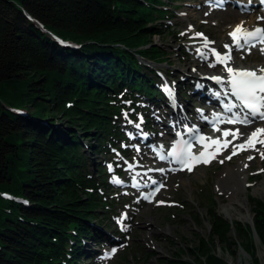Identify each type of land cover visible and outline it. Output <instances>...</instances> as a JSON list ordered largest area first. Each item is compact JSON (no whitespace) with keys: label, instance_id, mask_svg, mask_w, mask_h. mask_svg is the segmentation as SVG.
<instances>
[{"label":"trees","instance_id":"obj_1","mask_svg":"<svg viewBox=\"0 0 264 264\" xmlns=\"http://www.w3.org/2000/svg\"><path fill=\"white\" fill-rule=\"evenodd\" d=\"M162 5L0 0V264H80V240L107 208L99 191L109 188L104 166L95 176L87 170L82 142L109 153L107 144L125 139L121 112L135 116L137 95L151 96L146 73L154 72L138 57L165 62L152 42L169 33L157 24L167 18ZM60 122L63 128L54 125ZM248 202L252 226L229 223L209 202L205 240L189 259L177 254L162 263L224 264L218 243L258 264L253 233L264 248V201Z\"/></svg>","mask_w":264,"mask_h":264},{"label":"rangeland","instance_id":"obj_2","mask_svg":"<svg viewBox=\"0 0 264 264\" xmlns=\"http://www.w3.org/2000/svg\"><path fill=\"white\" fill-rule=\"evenodd\" d=\"M162 1V7L168 11L166 13L167 18L157 20V24H163L160 28L168 30L169 33L161 37L154 36L152 42L163 51L166 59H164L165 62L159 64L143 60V64H146L155 73L149 78L153 80L156 86L159 81L168 82L171 86L174 85L175 97H177L180 106L187 107V114L184 115L189 118V114L203 113L204 103L192 94L193 80L192 78L187 79L185 75L190 76V73L195 75L194 71H196V74L201 73L203 75L204 72L208 71L205 60L197 55L196 43L198 41L204 42V38L209 42H215L216 38H219L217 36H221L222 32L218 33L220 28L218 20L216 17L210 18L205 7L204 18H200L195 22L191 21L196 16L197 10L204 9L203 4H201L202 0ZM244 1L247 0H237V3L241 5ZM242 13L251 15L258 13V10L255 8L254 11H243ZM226 28L227 25L223 24L222 29L225 31ZM197 33L202 34V37H197ZM246 53L237 52L234 56L235 64L243 68H252L263 64V59L256 53H253V55ZM254 58H256V61ZM146 74L149 75L150 73L147 72ZM142 101L146 100L138 97L135 102V105L139 108L135 111L136 116L133 119H131L130 114H128L130 120L126 122L124 120H126L127 114H122L123 116L118 119L123 136L124 134L127 135L129 126L136 127L137 125L152 130L153 135L156 137L159 133H162L159 123H156L157 117L155 116V112L162 113L161 108L158 109L148 101L144 103ZM155 109H158V111H155ZM57 124L54 123L58 128H63L64 124L61 122L60 125ZM258 128H264V124H259ZM261 139H264V136ZM87 143V140L82 142L83 150L81 152L84 154L87 170L92 172L94 176L98 166H104L108 163L112 168L117 167V171H122V168L130 164L133 166L136 164L138 169L141 168L138 164L139 159H137L142 156L141 151L126 146L127 158H123L115 149L113 151L111 149L107 154H99L98 151L89 149ZM118 144L123 145V142L120 141ZM130 151L136 152L135 155H132L134 157L129 156ZM262 153H264V144L261 143L255 149H252V152H243L238 156H232L230 149L216 158L210 165L198 166L191 174H169L165 189L161 191L153 203H144L136 195L128 196L127 184L129 179L124 176L120 177L122 186L120 188L115 187L111 182L112 173L109 171L105 179H107V184L110 183L111 185L103 193L109 195V197L105 198L106 196L101 195L106 199L108 206L105 209L98 210L97 218L89 223V228L95 235H99L95 240L100 239L96 242L100 243V246L97 247L102 253L110 249L109 246H105L108 240L118 246L115 248L117 253L112 259L103 260L102 254L97 258L93 251L96 243H93L91 239H82V242H86L82 243V246L90 254L87 253L84 255L85 257H82L81 264H163L164 259L177 254L184 259H189L190 254L194 252L195 246L199 243V238L204 239L209 234L210 225L207 217V206L212 201L215 202L216 213L229 223L238 222L242 225L251 223L252 214L248 197L264 201V197L261 198L260 194L254 193V190L259 188L264 181V158L261 156ZM229 156H231V159L227 158ZM249 157L253 158L249 159ZM147 158L151 157L148 156ZM142 162L152 165L151 162H154V160H140V163ZM237 164L241 165L240 171L247 177V192L245 195L239 194L240 199L245 196L247 200L251 217L250 221L247 222H241L237 219L231 221L218 212L221 206L228 204L231 197L229 193L222 189L225 185L223 181L224 170ZM156 168L162 169L164 167ZM99 192L102 193V191ZM233 207L244 213V203L241 207L238 205H233ZM149 221L157 229L164 230L163 233L148 231L146 222ZM230 234L232 237L236 236L233 229H231ZM256 239L258 264H264V255L259 254V252H264V248L260 246L258 239ZM101 245L105 247L102 248ZM232 251V248H230V251H226L224 248L221 249L216 243V255L224 261V264H253L250 257L241 248L237 252L234 250L235 255H231Z\"/></svg>","mask_w":264,"mask_h":264},{"label":"snow or ice","instance_id":"obj_3","mask_svg":"<svg viewBox=\"0 0 264 264\" xmlns=\"http://www.w3.org/2000/svg\"><path fill=\"white\" fill-rule=\"evenodd\" d=\"M216 4L217 6L222 5V0H216ZM261 4H264V0H261ZM258 19L264 20V17H259ZM229 35L233 43L232 46L228 44L224 46L228 50L226 53L221 54L216 52L215 49H209V51L212 52L216 58L215 63H210L209 67H216L217 64L223 66V71L227 73V78L224 79L220 76H213L211 79L217 84H226L227 88L225 89V94L234 97L237 103L229 102L224 104L223 111L225 114H230V116L214 115L213 120L209 122L213 124L214 131H221L218 127H216V123L218 121L228 124H242L244 126H248L257 119L264 120V67L258 69H238L230 65V61L232 60L231 52L233 46L237 49L247 48L249 49L250 54V49L256 47L259 44L261 45L259 50L262 54H264V28L256 27L253 30H247L241 24L238 25L231 33H229ZM196 36L202 37V34L197 33ZM208 44L209 41L204 38V46L207 47ZM197 52H200V49H197ZM200 55L202 58H206L204 53L200 52ZM241 58L243 59V57ZM164 89L166 90V94L171 97L172 89H170L166 84L164 85ZM214 95L219 97L221 96V93L216 92ZM234 109H237L238 111H234ZM137 127H139V125H137ZM188 131L194 132L197 130L195 128H191L188 129ZM261 134H264V128H257L248 136V139L244 144L233 146L232 155H236L238 150H248L249 148L255 149V143L264 144V139H258ZM240 135L241 134L239 133L238 129L223 130V144L221 143L220 139H210L200 135L197 142L204 147L205 151H201L199 155L192 154L191 142L180 141L172 146L171 151L167 153V157L173 158V160L169 162H175L181 166L180 169L177 170H183L185 167H187V170L191 171L195 163L210 162L208 159H205L208 147L215 145L217 147V151H219L221 147L227 148L228 144L231 143V141L227 140V137L232 136L233 140H236ZM254 138H256L255 142ZM214 155L215 154H213V157ZM261 156L264 158V153H262ZM167 157L160 155V159L162 160L166 159ZM227 158L231 159V156ZM252 158L253 157H249V159ZM129 167L131 168V165ZM111 168L112 166L109 165L110 171ZM161 171H163V169H161ZM112 182L117 184L120 183V181L115 177H113ZM153 183H155V181ZM134 186L137 185L134 183ZM157 191H159V189H157ZM144 199H148L149 202H151L150 196H145ZM115 251L116 249H113L112 254H114Z\"/></svg>","mask_w":264,"mask_h":264},{"label":"bare ground","instance_id":"obj_4","mask_svg":"<svg viewBox=\"0 0 264 264\" xmlns=\"http://www.w3.org/2000/svg\"><path fill=\"white\" fill-rule=\"evenodd\" d=\"M236 0H230V3H234ZM202 4V2H201ZM244 4V5H243ZM246 4V5H245ZM242 7L244 9H248V11H254L255 7L254 5L251 3V1H244V3H242ZM204 9H199L196 11V16L193 17L191 19V21L195 22L200 18H204L203 16V12ZM207 15L212 18V17H216V19L218 20V24L220 26L218 33L220 34L221 32V36H217L219 38H216V41L212 44H208L207 47L204 46V42L203 41H198L196 43V49H200V52L202 51L205 54L206 57V65L208 66V71L204 72L203 75L201 73H197L196 71H194L193 74L190 73L189 75H185L187 76V79H191L193 80V84H195L197 87H199V93H204L206 94V90L209 87H215L216 85H212V86H208V83L206 81V79L204 78V76L207 74V76H220L222 78H224L225 75H227V73L225 71H223V66L217 64L216 67H209L210 63H215V61L212 58V52L211 55L209 57L208 53L210 52L209 49H215L216 52L218 53H226L228 50L224 47L226 44L232 46V42L230 40V35L229 33H231L238 25H243V27L245 29H252L257 25L260 26H264V20H259V17H262L261 14L259 13H253L251 15H246V14H241L236 10H225V11H219L216 9L211 10V12H208ZM204 23V22H203ZM223 24L227 25L226 30L224 31L223 28ZM234 49V46L232 47V50ZM197 51V50H196ZM253 53H256V55L260 56L263 59V64L260 66H254L252 68H247V69H258L261 67H264V54L261 53L260 50H256V49H250V54L249 51L246 54L249 55H253ZM245 54V55H246ZM197 55H199V52H197ZM230 65L233 66L234 68H241L239 67L237 64H235L234 60L230 61ZM151 71V69H150ZM214 72V73H213ZM159 85L161 89H164V82L163 81H159ZM222 85V84H219ZM161 110L162 113H155V116L157 118L160 119L161 122H164L167 120L168 115H163L164 111H169L170 112V116L172 118H174V121H183L184 120V116L182 114V112L187 111V107L186 106H182V108L180 109L179 107H176L175 109H172L171 106L165 102V96L166 94V90L164 89L163 91L161 90ZM247 138V135H246ZM230 138H227V140H229ZM240 142H243L242 140ZM243 151V150H240ZM250 152L251 149H249ZM130 166V165H129ZM126 168V172L128 174L133 175V178L137 179L140 184L142 186H146L147 184H149V177L147 178V175H149V173L151 171L147 170L146 172H144V170H138L135 166L131 165L130 167ZM241 165H236L232 168H228L224 170V179L223 181L225 182V185L222 189L225 190V192L229 193L231 195V197L229 198V202L228 204L221 206L219 208V213L222 214L225 218L233 221L234 219H237L241 222H247L250 221L251 217L249 215V209L247 207V200L246 197L244 196L243 199L239 198V194L242 193L243 195L246 194L247 192V186H246V180L247 177H245L243 175V173H241L240 171V167ZM157 173V175L162 176L164 174L160 173L159 171L155 172ZM152 178V175H151ZM258 193L260 194V197L263 198L264 197V181L261 183V186L257 189L254 190V193ZM244 203V213H241V211H237L233 205H238L241 207V205ZM146 227L147 230L150 232H159V233H163L164 230H159L156 228V226H154V224L152 222H146ZM162 235V234H161ZM96 237H99V235H95ZM104 236V235H103ZM100 239L96 240L99 241ZM103 248V246H102ZM259 254L262 256L264 255V252Z\"/></svg>","mask_w":264,"mask_h":264},{"label":"water","instance_id":"obj_5","mask_svg":"<svg viewBox=\"0 0 264 264\" xmlns=\"http://www.w3.org/2000/svg\"><path fill=\"white\" fill-rule=\"evenodd\" d=\"M254 238L256 239V236H254ZM257 240V239H256Z\"/></svg>","mask_w":264,"mask_h":264}]
</instances>
